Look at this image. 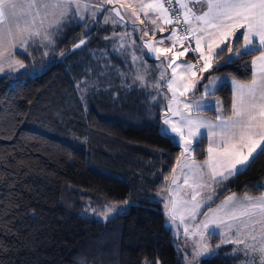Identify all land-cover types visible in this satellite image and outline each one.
Masks as SVG:
<instances>
[{
  "label": "trees",
  "instance_id": "trees-1",
  "mask_svg": "<svg viewBox=\"0 0 264 264\" xmlns=\"http://www.w3.org/2000/svg\"><path fill=\"white\" fill-rule=\"evenodd\" d=\"M84 32L74 27L57 37L63 57L59 52L16 55L27 69L11 78L0 76V259L4 264H184L162 199L184 150L159 134L162 109L148 108V95L156 90L136 87L128 92L121 87L114 68L130 69L111 41L103 39L112 35V26L101 23L90 37ZM81 38L85 44L73 51ZM102 52H107L104 59ZM227 57L214 61L209 75L248 83L244 61L224 65ZM42 59L50 61L47 69L34 73ZM217 63L224 65L219 72ZM153 75L146 79L154 81L157 70ZM215 96L222 99L227 116L233 100L230 87ZM206 150L205 141L193 158L204 160ZM262 180L264 157L216 187V201L229 194L258 196L252 185ZM125 200L130 205L126 213L110 222L97 219L103 205ZM88 205L96 212L85 214ZM220 242L212 238V247ZM217 251L219 255L201 264L242 262L230 245Z\"/></svg>",
  "mask_w": 264,
  "mask_h": 264
},
{
  "label": "snow or ice",
  "instance_id": "snow-or-ice-1",
  "mask_svg": "<svg viewBox=\"0 0 264 264\" xmlns=\"http://www.w3.org/2000/svg\"><path fill=\"white\" fill-rule=\"evenodd\" d=\"M115 3L116 0H0V74L11 78V73L25 68L21 61L15 59L16 55L23 53L30 56L32 52H42L43 57H48L50 52L53 55L59 52L63 57L64 52L56 47L57 37L67 29L83 28L84 36L90 37L101 23L111 25L112 35L103 39L111 41L112 50L130 69L124 72L114 68L116 75L121 77V87L128 92L136 87L146 92L156 90L155 94L148 95V108L164 111L160 136L176 145L182 142L184 151L181 155L185 158H190L205 141L208 144L207 159L202 164L193 161L191 165H185L189 171L183 184L188 185L189 178L193 180L191 200L196 203L190 212L192 231L188 226L183 231L186 238L197 239L193 240L191 250L187 239L184 248H178V251L186 254L182 258L188 261L190 256L192 259L188 264H201V256L209 259L219 255L218 251H210L207 241L224 236L221 244L236 245L234 254L243 253L246 258L258 254V261L249 259L247 264H264V181L252 185L253 191L260 193L258 196L246 192L242 199H237L233 194L215 209L211 206L213 196L197 201L200 193L195 191L197 188L219 187L224 181L248 172L264 157V0H151L148 3L138 0V5L121 4V8L132 9L130 15L127 11L122 13L120 8L106 7ZM140 13H143V19H140ZM137 20L140 24H151V33L137 27ZM128 23L133 25V31L140 33L136 39L141 40L142 45H137L136 39L126 42L125 35L131 36V33L126 31L125 35H120L116 32L117 25ZM164 25H172L168 36H161L156 41L144 40L150 34L155 36L157 31H166ZM240 29L244 31L236 36ZM233 36L237 42L235 48L230 43ZM254 38L258 42H254ZM166 40L171 43L166 45ZM193 41L195 47L192 46ZM84 44L85 39L81 38L73 51ZM144 47L155 60L165 57L155 65L160 71L154 81L146 79L151 74L147 67L143 71L139 68L134 73L131 71L132 66L140 60L135 49L140 48L143 56ZM189 50L197 55L177 63ZM169 53L170 56L167 55ZM226 53L228 57L224 65L244 61L242 67L249 73V83H241L235 77L229 80L227 76H203L204 72L213 68L214 61L223 58ZM106 57L107 52H102L101 59ZM247 58H251L250 64ZM49 62L42 59L41 67H33L32 71L43 72ZM104 62L106 67L110 63L106 59ZM224 65L217 63L216 71L219 72ZM127 77L131 79L125 83ZM201 80L206 83L201 84ZM229 85L234 95L226 118L225 109L218 100L193 99L197 93L204 97L215 96ZM162 87L166 91H160ZM77 88L81 92L86 91L80 88V84H77ZM203 112L217 113L215 120L205 119ZM172 171L175 173L176 169ZM175 184L177 180L173 177L171 185ZM165 194L168 197L165 215L175 222L177 205L171 194V186ZM123 204L128 205V201H123ZM205 206L207 210L200 212L199 209ZM103 207V220L109 222L127 211V208L117 207L113 203ZM89 211L96 212V209L88 205L85 214ZM197 216L205 218L195 223ZM3 247L0 244V250ZM220 247V244L216 245L217 249ZM0 264H4L2 259ZM144 264L151 262L145 261Z\"/></svg>",
  "mask_w": 264,
  "mask_h": 264
},
{
  "label": "rangeland",
  "instance_id": "rangeland-1",
  "mask_svg": "<svg viewBox=\"0 0 264 264\" xmlns=\"http://www.w3.org/2000/svg\"><path fill=\"white\" fill-rule=\"evenodd\" d=\"M144 2L145 3H148V2H151V0H144ZM121 4H124V5H138V0H116V3L115 4L106 5V7H108V8H112V7L120 8V10H121L122 13H124L125 11H127V13L130 15L132 9L131 8H128L126 10L125 8H121L120 7ZM140 19H143V13H140ZM146 24H148V23L140 24L139 23V20H137V22H136V26L137 27L142 28L145 31H148L149 33H151L152 25L151 24L146 25ZM117 26H119V25H117ZM119 27L122 28V31L119 32V33H118V31H116L118 34L125 35L126 34V31L129 32V33H131V36L125 35L126 42H129L131 39H136V37H138L140 35L139 32L132 30L133 29V25L131 23H128V24H126L124 26H119ZM168 35L169 34L167 33L166 36H168ZM149 37H150V35L148 37H144V38H149ZM137 40L138 39H136V44H137ZM144 40H147V39H144ZM146 50H148V49L146 48ZM17 51H19V50H17ZM131 51H132V49H131ZM23 54H25V53H23ZM136 54H137L138 57H140V60L137 62V68H143V66L141 64L142 63V61H141L142 60L141 59L142 56L141 55H138V53H136ZM15 59H17V58L15 57ZM17 60H19V59H17ZM19 61H21V60H19ZM22 63L25 65V68L20 69L18 72H13L11 74H16V73H19L21 71H25L27 69V66H26V64L24 62H22ZM156 70H158V72L160 71L159 68H156L155 67V71ZM7 71H8L7 66H5V72H7ZM209 71L204 72L203 73V76H205V77H225V76H218V75H209ZM168 74L169 75L171 74V69L168 70ZM1 75H3V74H0V76ZM227 77L229 78V80L232 79V77H230V76H227ZM157 78H158V75H157ZM161 83L163 84V82H161ZM200 83L203 84V83H206V81L205 80H201ZM197 87H199V85ZM160 91H166V89H164L162 87L160 89ZM169 95H171V94L169 93ZM212 97H210V98L204 97L200 93H197L196 96L193 97V99H200V100H204V99L218 100L220 102V104L223 105L222 99L220 97H217V96H212ZM162 117L164 118V111L163 110H162ZM174 119H176V118H174ZM173 135H175V134H173ZM176 139L179 140V137L177 136ZM194 144H195V142L193 143V147H194ZM180 145H181V147L184 150V146H183V143L182 142H181ZM206 153H207V151H206ZM206 159H207V157H206ZM193 161H195L196 164H202L204 160H196V159H194L193 158V153L191 154V157L190 158H185L183 156V158L181 160V163H180V167L177 169V171L175 172V175H174V177L177 180V184L171 185V181H172L173 178L171 179V181L170 180H166V182H165V185L166 186H168V185L171 186V194L174 197V199L176 201V205H177L176 220H175V222H172L171 221V223H172V229H173L172 232H173V235H174V241L176 242V244L178 243V246H179L178 248L179 249H183L184 248L185 240L187 239V243L189 245V250H191V246H192L193 240L197 239V237L186 238L184 236V231H183L185 226H188L189 227V231L190 232L192 231L193 221L191 219L190 212L192 210V205L194 203H196L195 201H192L191 200V196L193 194V187H192L193 180L191 178H189V184L188 185H184L181 182H182V180L184 181L185 174L188 173V171H189L188 168L185 167V165L186 164L187 165H191ZM205 171H206V169H205ZM197 179H198V176H197ZM262 181H264V180H262ZM195 191H197V192L200 193V195L197 196V201H199V200H201V199H203V198H205L207 196H213L214 197V200H213V202H211V206H212L213 209H215L217 207V205L221 204L228 196L233 195V194H229V195L225 196L224 198H222L221 200L216 201V199H215V197H216V187L211 188V189L210 188H202V189L201 188H197V189H195ZM165 193L166 192H164V195H163V198H162L163 199L164 212H165V204L168 202V197H167V195ZM236 197H237V199H242L243 198V196H238V195H236ZM115 205L117 207H124V208H127L128 207V205H124L123 203H115ZM206 210H207L206 209V206L204 208L199 209L200 212H205ZM103 212H100L101 215H99V216L97 215V219L100 222H107V221H104L103 220V215H102ZM182 217H183V220H184V223L183 224H181V218ZM204 218H205L204 216H197L196 217V220H195V223H199ZM167 219H168V217H167ZM171 223H170V227H171ZM210 227H212V226L210 225ZM223 239H224V236H221L220 237V241L223 240ZM207 242L210 245V251L211 252H216L217 251V248L216 247L215 248L212 247V245H213L212 238L211 239H208ZM249 243H251V241H249ZM220 244H221V242H220ZM221 245H226V246L227 245H230V246L233 247V249L235 247H237L236 245H233L232 243H224V244H221ZM239 247L242 248L243 245H239ZM181 254H182V256L186 255L182 251H181ZM235 255L241 257V259H242L241 264H247V261L249 259H254V260H257L258 261V254L255 255V256L247 257V258L244 257L243 253H236ZM191 259L192 258L189 256L188 257V261H191ZM199 259L201 261L202 259H204V257L201 256ZM188 261H186V260L183 259L184 264H188Z\"/></svg>",
  "mask_w": 264,
  "mask_h": 264
},
{
  "label": "crops",
  "instance_id": "crops-1",
  "mask_svg": "<svg viewBox=\"0 0 264 264\" xmlns=\"http://www.w3.org/2000/svg\"><path fill=\"white\" fill-rule=\"evenodd\" d=\"M146 25H148V24H146ZM164 27H165V29H167L166 31H164V32H159V31H157L156 32V34H155V36H152L151 34H150V37L149 38H144V39H147V40H153V41H156V40H159L160 38H161V36H165L166 37V34L168 33L169 34V32H170V30H171V28H172V25H164ZM244 31V29H240L237 33H236V36H239L240 35V33L241 32H243ZM235 36H233V37H231L230 38V43L233 45L234 44V41H235ZM254 42H258V40H256L255 38H254ZM171 42L170 41H165V44L167 45V44H170ZM242 43H243V39H242ZM137 45H142V41L141 40H137ZM224 45H222V47H223ZM177 50H178V46H177ZM136 53H138V55H141V51H140V48H137V50H136ZM143 53H144V55L141 57V61H142V66H143V69L145 68V67H147L148 68V70H149V72L151 73V78L153 79V74H154V70L152 69V67H155L154 65H157V64H159V62L161 61V60H164L165 59V57L164 56H161L160 57V60H155L154 58H153V56H152V54H150L149 52H148V50H146V48L144 47L143 48ZM168 56H170L171 55V53H169V54H167ZM147 57L149 58V59H151L152 60V62H149L148 60H147ZM191 56L190 55H188V54H186L185 55V57H182L180 60H178L177 61V63H181L183 60H187L188 58H190ZM142 68H140V70H141ZM158 70H157V75H158ZM249 83V82H248ZM229 87H230V89H231V85H229ZM232 91V90H231ZM234 95V93H233V91H232V96ZM208 98H210V97H208ZM213 98V97H212ZM203 116H204V118L205 119H208V120H215V118H212V117H209V116H206V115H204V114H202ZM216 115H217V113H216ZM227 116H225V118H226ZM207 148H208V144H207ZM207 151V150H206ZM206 157H207V155H206ZM206 159V158H205ZM204 159V160H205ZM181 183H183V180H182V182ZM171 229H172V223H171ZM172 231H173V229H172ZM176 243V242H175ZM178 244V243H177Z\"/></svg>",
  "mask_w": 264,
  "mask_h": 264
},
{
  "label": "built area",
  "instance_id": "built-area-1",
  "mask_svg": "<svg viewBox=\"0 0 264 264\" xmlns=\"http://www.w3.org/2000/svg\"><path fill=\"white\" fill-rule=\"evenodd\" d=\"M192 46L195 47V42L194 41L192 42ZM187 54L190 55L191 57H193L194 55H197V54L193 53L191 50H189V52Z\"/></svg>",
  "mask_w": 264,
  "mask_h": 264
},
{
  "label": "water",
  "instance_id": "water-1",
  "mask_svg": "<svg viewBox=\"0 0 264 264\" xmlns=\"http://www.w3.org/2000/svg\"><path fill=\"white\" fill-rule=\"evenodd\" d=\"M170 225V223H167V226H169Z\"/></svg>",
  "mask_w": 264,
  "mask_h": 264
}]
</instances>
